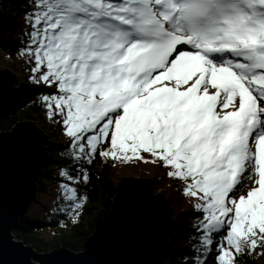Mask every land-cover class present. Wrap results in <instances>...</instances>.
I'll list each match as a JSON object with an SVG mask.
<instances>
[{
  "label": "snow or ice",
  "instance_id": "snow-or-ice-1",
  "mask_svg": "<svg viewBox=\"0 0 264 264\" xmlns=\"http://www.w3.org/2000/svg\"><path fill=\"white\" fill-rule=\"evenodd\" d=\"M25 5V86L65 137L52 212L83 221L98 159L151 162L192 201L170 264L264 256V0ZM45 141L30 122L0 126V264H158L167 205L131 173L108 189L77 250L40 254L16 238L9 206L27 197Z\"/></svg>",
  "mask_w": 264,
  "mask_h": 264
},
{
  "label": "trees",
  "instance_id": "trees-1",
  "mask_svg": "<svg viewBox=\"0 0 264 264\" xmlns=\"http://www.w3.org/2000/svg\"><path fill=\"white\" fill-rule=\"evenodd\" d=\"M25 0H1L3 12L14 16L12 26L0 39V67L15 69L22 66L23 72L18 74L19 86L16 88L10 104L0 106V126H12L22 121H32L39 124L42 132L46 135L48 145L46 150L50 161L42 169L43 176L37 184L36 201L31 205L28 212L19 219L18 227L13 230L17 239H23L25 245L31 246L37 252H49L53 249L65 247L75 251L82 245L84 236L93 230L94 221L100 211L105 207L108 197V189L117 183L119 162H110L100 158L92 165L94 175L93 184L90 186L91 203L89 210L85 211L83 221L78 226H73L59 213H53L52 201L57 194L58 173L64 157L62 145L65 137L59 126H52L44 117L43 111L32 103L38 93L31 87H26L27 65L24 57L18 55V49L23 40L25 30L24 9ZM115 165V166H113ZM163 170L162 177L168 182L170 188L175 189L185 200L187 209H181L175 213V223L169 234V246L165 251L164 258L159 264H170V257L176 254L177 249L186 246L188 225L194 217L191 208V198L184 195L178 187V181L167 175V169ZM98 177V179L96 178ZM65 220V223H60ZM263 256L255 257L247 261V264H260Z\"/></svg>",
  "mask_w": 264,
  "mask_h": 264
},
{
  "label": "water",
  "instance_id": "water-1",
  "mask_svg": "<svg viewBox=\"0 0 264 264\" xmlns=\"http://www.w3.org/2000/svg\"><path fill=\"white\" fill-rule=\"evenodd\" d=\"M14 19L15 18L13 15L5 13L2 11L1 0H0V39H4L5 34L9 30V28L12 26ZM0 84L4 85L3 96L0 97V106H5V105H8L11 103L14 92H15L16 88L19 86V83H18L16 76L14 74H12L11 71L3 68V69H0ZM22 122H30V123L35 124L37 126V124L32 122V121H22ZM44 136L46 137L45 134H44ZM48 143L49 142L46 138L45 145H44L45 149H46V145H48ZM44 159L46 162L42 163L39 166V169L36 172L34 179L30 183L27 197L18 198L13 204H11L9 206V214H10V216L11 215L15 216V220H16L17 224H18L19 219L21 217H23L28 212L30 206L36 201L37 184L39 183L41 177L43 176L42 169L50 161L49 154H48L47 150L44 154ZM139 179H141L146 184L147 188L150 191H151V189L149 187L150 181H158V180H152L149 178L148 179L139 178ZM159 197L163 202L166 203L168 211L166 213V220L164 222L165 226L162 229H160L158 234H157L154 256L158 257V264L164 258L165 251L167 250V248L169 246L168 237H169V234L171 233V230L173 229V226H174V217H173L174 213H173L172 208L169 207L166 200L162 196L159 195ZM169 221H170V224L168 223ZM14 229H16V228H14ZM14 229H12V231ZM25 246H29V245H25ZM60 248H65V247H60ZM31 249L33 251H35L32 247H31ZM35 252H37V251H35ZM38 253L45 254L48 252H38Z\"/></svg>",
  "mask_w": 264,
  "mask_h": 264
},
{
  "label": "rangeland",
  "instance_id": "rangeland-1",
  "mask_svg": "<svg viewBox=\"0 0 264 264\" xmlns=\"http://www.w3.org/2000/svg\"><path fill=\"white\" fill-rule=\"evenodd\" d=\"M4 67H0V69H3ZM4 69H8L9 71H11L12 74H14L18 80L19 83V79H18V74L21 72H23L22 70V66L17 65L15 67V69L19 72H15L13 69L10 68H4ZM37 126L39 127V129L41 130L39 124H37ZM42 131V130H41ZM118 177L117 180L119 178V176H121L122 174H127V173H131L133 178H144V179H152V180H158V181H150V189L151 192L154 194H159L160 196H162L167 204L169 205V207L172 208L173 210V217H174V223H175V213H177V211L181 210V209H187V204L185 203L184 198L173 188H170L168 186V182H166L163 177V170L161 168V166H159L158 164H153L151 162H143V161H135L132 166L130 167H125L124 165H121L119 163L118 165ZM251 184V181H249V186ZM260 264H264V256L262 257V259L260 260Z\"/></svg>",
  "mask_w": 264,
  "mask_h": 264
},
{
  "label": "bare ground",
  "instance_id": "bare-ground-1",
  "mask_svg": "<svg viewBox=\"0 0 264 264\" xmlns=\"http://www.w3.org/2000/svg\"><path fill=\"white\" fill-rule=\"evenodd\" d=\"M169 241V240H168Z\"/></svg>",
  "mask_w": 264,
  "mask_h": 264
}]
</instances>
